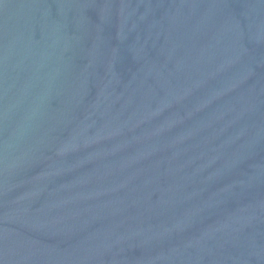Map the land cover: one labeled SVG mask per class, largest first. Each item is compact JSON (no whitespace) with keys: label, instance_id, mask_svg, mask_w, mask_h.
Segmentation results:
<instances>
[{"label":"water","instance_id":"water-1","mask_svg":"<svg viewBox=\"0 0 264 264\" xmlns=\"http://www.w3.org/2000/svg\"><path fill=\"white\" fill-rule=\"evenodd\" d=\"M0 264H264V0H0Z\"/></svg>","mask_w":264,"mask_h":264}]
</instances>
